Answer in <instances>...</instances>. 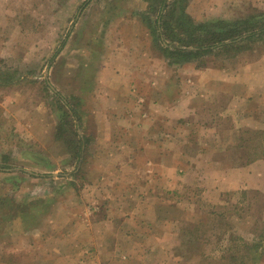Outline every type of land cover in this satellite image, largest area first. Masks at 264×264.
Returning <instances> with one entry per match:
<instances>
[{
    "label": "rangeland",
    "instance_id": "374dc122",
    "mask_svg": "<svg viewBox=\"0 0 264 264\" xmlns=\"http://www.w3.org/2000/svg\"><path fill=\"white\" fill-rule=\"evenodd\" d=\"M148 1L0 0V167L29 164L32 168L33 160L25 163L17 155L27 144L37 158H46L49 164L43 171L46 177L41 179L40 191L36 183H28V177L19 176L17 185L12 186L10 180L17 175L0 173V196L16 198L40 192L48 198L58 197L47 215L43 244L54 253L58 246L63 245L65 251L73 246L79 253H74L73 264L85 261L90 264H264V108L250 114L240 112L242 103L232 95L234 91L241 93V85L239 90H229V85H215L211 79L207 86L196 73L215 66L230 71L258 59L262 62L264 39L247 43L244 51H248L238 56L233 51L221 50L216 52L217 57L209 55L174 65L159 59V67H169V81L177 86L176 122L169 119L157 125L145 124L144 133L149 137V148L153 150L154 143L159 142L161 150L169 152L160 154L162 162L168 159L175 168L163 171V175H172L177 182L170 185L163 176L158 186L138 187L135 185L138 172L129 168L115 171L116 177L121 176L122 182H126L120 186L112 185V177L106 179L100 171L102 165L111 168L117 160L121 161L118 166L132 163L130 144L135 145L140 138L134 127L127 146L121 147L124 150L120 156L92 153L101 144L93 138L91 121L83 125L88 136L86 155L77 159L71 151L73 130L77 134L81 123L74 119L68 107L77 105L76 99L68 95L69 87L71 79L75 84L78 77L85 79L82 69L78 73L76 68L92 58L91 85L100 89L95 99L99 116L105 109L124 110L126 107L117 104L105 108L101 96L106 77L103 73L111 69L126 70L128 54L135 63L133 67H144L142 59L146 55L140 49L148 48V35L139 18L146 12ZM168 2L175 4L176 9L183 5L184 12L196 24L247 20L253 26L264 25V0ZM166 12L173 16L178 13L177 10ZM149 15L153 20L155 14ZM94 40L100 42L101 49L89 52L84 43ZM60 42L65 47L57 58L51 59ZM133 45H138V50ZM56 88H62V92ZM205 92L211 97L202 102L204 97L200 94ZM58 96L65 101L61 102ZM188 100L196 109L186 122L178 116L187 111ZM83 110L84 119L92 116L90 105ZM153 110L158 112V108ZM167 110L165 105L160 106V115L166 116ZM60 132L69 138L68 154H61L62 149L55 142L56 133ZM86 144L83 140L82 146ZM14 146L19 149L13 151ZM141 150L142 147L135 146L138 154L133 162L137 165L143 164V158L155 159L154 154L146 151L144 156ZM7 151L13 152L14 159ZM1 211L0 216L11 210H4L3 206ZM76 214L79 217L75 218ZM6 223L0 219L1 236ZM37 230L32 229V235ZM15 237L10 240L13 238L16 243ZM2 238L0 244L5 249L1 251L5 255L7 242L5 236ZM26 252L16 253L15 264L33 257L34 251L32 256L30 251Z\"/></svg>",
    "mask_w": 264,
    "mask_h": 264
},
{
    "label": "crops",
    "instance_id": "0c3cea01",
    "mask_svg": "<svg viewBox=\"0 0 264 264\" xmlns=\"http://www.w3.org/2000/svg\"><path fill=\"white\" fill-rule=\"evenodd\" d=\"M89 3V2H88ZM87 3V4H88ZM84 4L80 6L83 7ZM140 23L145 28L146 33L148 35V48L145 51H142L140 49V52L145 53L146 56H144V59L142 64L144 67H133L132 65L135 64L130 60V54H128L127 62V68L126 70H113L111 69L109 73H103L104 76H106L105 79V85L102 90H104V93H102L101 96H103V99L105 101V104L107 108L110 106L112 108V105L117 104L121 107H126L124 110L118 109V110H107L105 109L104 112H102V115L99 116L97 114V104L95 103V99H97V96L99 94L97 93V90H100L96 88V86H92V76H91V62L92 58L88 60L87 64H80L76 70L84 72L83 76H85V79H77V83L75 84L74 79H71L70 87H69V94L70 98H74L77 101V113L80 116V119L78 123H81L80 131L77 130V137L80 138V140H86L87 144L85 146H81V149L79 151V157L80 155L84 156L86 155L87 147H88V136L83 131L84 124L88 123V121H91L93 127H94V135L93 138L96 140L97 144H101V147L97 150H93L92 153L95 155H107L112 154L114 156H120L123 153L124 148H121L122 145L128 144L129 135L131 133L132 127L136 129V132L138 135H140V138L138 139L137 143L135 145L130 144V152L132 155V163L128 166L127 164H123V166H118V164L121 162L120 160H117L118 163H115V165L111 168L106 167L104 165L101 166L100 171H103L104 175H106V179L108 177H112V185L117 187V185H121L124 179L119 176L118 178L115 175V171H126L129 168L130 170H134L137 173L136 177V186L143 187L147 185H159V182L163 175V171L167 170L168 172L174 171L175 166L173 164L169 165L168 159L163 163L162 157L160 154H169V152H164V150H161L160 143H154V149L149 148V137H145L144 133V126L145 124H151V125H157L159 124V121H165L168 122L170 119L171 123L176 122L174 119V110H175V92L177 90V86L174 82L169 81L168 75H169V67H159V59L162 61V63H166L167 65L170 63L171 65H174V62H172L168 57H166L159 49H158V43L152 36L150 29L148 28L145 20L139 18ZM95 41V40H94ZM61 44V42H60ZM59 44V47H60ZM134 46V45H133ZM58 47V48H59ZM65 47V43L63 46H61V50L59 53L53 58H57L62 49ZM138 50V45L134 46ZM84 48H86L89 52L98 51L101 49L100 42H85ZM148 50V52H147ZM243 51L241 53H238V55L247 52ZM139 52V51H138ZM55 53V52H54ZM54 55V54H53ZM52 55V56H53ZM138 55V54H135ZM217 57V54H215ZM264 57V56H263ZM52 59V57H51ZM263 61L261 62V59H258L257 61H254L252 63H246L244 66H242L239 69H233L228 71V68L223 66H215L214 68H204L201 70H198L196 73L202 78H200L202 83L206 84L208 81L213 79L215 81V85L219 84L221 86V83H225L226 85H229V90H239L240 85L241 93H238L237 91H234V95H232L234 98H237V100H240L242 105L239 108V111L242 113H249L252 111L253 113L258 110L259 107L264 108V58H262ZM258 63V64H257ZM187 64V63H184ZM130 65V66H129ZM256 65H261L260 67ZM75 70V71H76ZM93 70V69H92ZM196 71V70H195ZM73 75L77 78V73L74 72V69H72ZM95 73V72H94ZM45 74H48V71H45ZM171 74H173V71H171ZM208 75L209 77H206ZM125 76V77H124ZM212 77V78H211ZM125 80H124V79ZM161 79H166V82H161ZM85 80L86 83H82L80 81ZM93 80H96V78H93ZM207 86L209 84H206ZM50 86V85H49ZM53 90L52 86H50ZM57 89V90H56ZM55 90L58 92H62V88H56ZM54 90V91H55ZM200 97H204L202 99V102L205 101L207 98L211 97V94L208 92H205L204 94H200ZM185 99V96H183ZM193 100V99H192ZM189 101V100H188ZM165 103V104H164ZM191 100L188 102L187 111H184V115L178 116L183 117V121H189V117L194 113L195 111V105L190 104ZM237 104V103H236ZM88 105L92 107V113L90 118H83L84 113V107L88 108ZM165 105L168 110L166 113V116L160 115V106L162 107ZM158 108V112L153 110V108ZM185 107V106H184ZM90 113L89 111H87ZM159 113V114H158ZM90 115V114H89ZM194 115V114H193ZM179 119V118H178ZM186 119V120H185ZM158 134V133H157ZM86 136V137H85ZM168 136V135H167ZM158 137V136H156ZM55 138V137H54ZM56 144L60 146L62 149L61 154H68L69 151L67 149V145L64 142V140L55 138ZM42 142L45 144L47 142L46 138L44 137L42 139ZM9 143V142H8ZM85 144V142H84ZM142 147L143 150L140 151V153L147 154L150 152L151 154H154L155 159H146L143 158V164L137 165L134 161V158L137 152H135V146ZM28 147H24L27 149L21 150L19 158L23 160L25 163H31L30 161L33 160L35 164H33V167L30 168V165L19 167V166H12L8 168H1L0 167V173H12L16 174L17 176L14 178H11V184L12 186H16L17 182L19 180V176L22 177H28L27 180L29 184L36 183L39 187V191L41 190V179L46 177V174L43 173V171H46L48 168V161L46 158L40 159L37 158L36 154H33V152L30 150L31 146L30 144H27ZM174 143L171 144V153L174 152ZM44 147V153H46L47 148L46 144ZM166 147L168 148V144H166ZM19 148L14 146L13 151L18 150ZM141 149V148H140ZM145 149V150H144ZM143 151V152H142ZM148 151V152H146ZM2 152L0 151V155ZM13 153V152H12ZM12 153H9L8 151L6 154L13 158ZM33 154V155H32ZM78 157V158H79ZM166 157V156H165ZM77 158V159H78ZM164 158V157H163ZM2 159V158H1ZM11 159V158H10ZM14 159V158H13ZM12 159V160H13ZM147 160H150L147 162ZM79 161H77V166ZM124 162V161H123ZM13 163V162H12ZM24 163H21L23 165ZM51 175H55L52 174ZM102 175V176H104ZM45 176V177H44ZM36 182H34V181ZM164 182L168 184H173L176 181V178L172 175L164 176L163 178ZM45 182V181H44ZM43 182V183H44ZM88 184H93L91 182H88ZM44 191V190H43ZM122 192L119 193L121 196ZM4 198L5 202H0V211L2 207L4 206V210L7 209L10 211V213L6 215H1L0 219L2 221L8 222L6 223V229L1 231L2 236L0 234V242L4 240L2 237H6L7 247L4 253L1 251L2 249H5L2 244H0V264H3L4 261H7V264H15L16 261V253L17 252H25L30 251V255L33 257L24 258L22 264H73L71 261L73 257L75 256L74 253H78V250L75 248L73 249L71 246L69 250L65 251L64 246L61 247L58 246L56 249V252H52L51 250H47L46 245L43 244L46 240L47 236V215L51 212L52 206L58 202V197L52 196L48 198V195L46 193L43 195L38 193V195L35 194H29L27 196H21L16 198L7 197V196H0V200ZM141 196L139 200H141ZM158 203H161L158 201ZM4 214L5 212H2ZM79 217L77 214L75 218ZM16 222H18V225H16ZM42 222V223H41ZM14 225V228L11 230L10 226ZM42 224V225H41ZM16 229L17 231H14ZM32 229L35 231L32 235ZM54 231H52L53 233ZM57 233V231H56ZM55 236L54 234H52ZM17 236V242L23 241L26 244L24 245H18L17 242L15 243V240L11 237ZM43 238H45L43 240ZM34 242L33 246L31 243ZM66 245V244H65ZM26 250V251H25ZM49 251V252H48ZM48 253L49 256H51V259L48 260ZM54 253V256H53ZM62 253H64V257H62ZM79 254V253H78ZM90 257V256H89ZM88 257V258H89ZM76 258V257H74ZM91 258V257H90ZM75 262H78L75 260ZM83 264H90L89 261L83 262Z\"/></svg>",
    "mask_w": 264,
    "mask_h": 264
},
{
    "label": "trees",
    "instance_id": "16d2710c",
    "mask_svg": "<svg viewBox=\"0 0 264 264\" xmlns=\"http://www.w3.org/2000/svg\"><path fill=\"white\" fill-rule=\"evenodd\" d=\"M166 10L175 13L177 10L178 13L173 16L167 14ZM145 11L140 15L157 41L158 49L174 63L200 60L205 56L215 55L221 50L233 51V54L241 53L247 47V43L264 39V25L253 26L248 24L247 20H217L196 24L184 12L183 5L176 9V5H170L168 0H149ZM151 13L155 14L153 20L149 18ZM63 45L64 42H61L52 58L59 53ZM58 98L63 102L64 98L60 96ZM64 105L68 104L64 103ZM68 107L74 119L79 121L76 105L73 106L74 108ZM73 134L75 139L71 141V146L69 138H64L63 132L56 133V137L64 140L72 149L73 155L78 158L82 139L77 137L74 130ZM252 251L257 252V250Z\"/></svg>",
    "mask_w": 264,
    "mask_h": 264
}]
</instances>
